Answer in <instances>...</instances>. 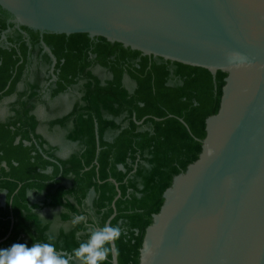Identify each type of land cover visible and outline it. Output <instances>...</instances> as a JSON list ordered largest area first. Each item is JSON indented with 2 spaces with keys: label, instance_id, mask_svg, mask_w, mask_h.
I'll return each instance as SVG.
<instances>
[{
  "label": "trees",
  "instance_id": "16d2710c",
  "mask_svg": "<svg viewBox=\"0 0 264 264\" xmlns=\"http://www.w3.org/2000/svg\"><path fill=\"white\" fill-rule=\"evenodd\" d=\"M9 17L0 7V36ZM23 29L32 33L34 42L38 39L30 28ZM44 38L50 46L55 38L60 42L71 40L67 48L54 49L57 57L65 59L64 64L60 65V60L57 64L64 81H59L55 93L76 82L75 77L84 67L74 66V62L77 58L88 61L89 52L112 71L113 77L105 84L94 77L85 85L84 100L88 105L72 114L76 128L69 135L73 140L82 139L84 150L68 159L54 162L34 144L24 146L21 140L14 145V135L6 137L12 132V125L16 135L30 139L23 126L31 121L33 128L37 122L27 115L26 107L23 114L19 113L21 125L17 124L19 120L7 123L9 127L0 122V151H4L0 160L8 162V170H0V188L8 191L7 203L0 207V240L10 232L0 242V248L13 243L29 247L46 243L51 235L56 251L71 255L79 242L88 238L84 224L73 226L71 219L84 215L89 225H105L114 212V179L121 191L110 223L121 229L115 241L118 261L139 264L146 230L164 203V192L178 174L199 158L207 134L206 120L219 111L228 73L219 70L214 76L205 68L144 55L101 36H96L95 42L87 33H45ZM13 40L9 37V41ZM90 44L95 47L90 49ZM26 53L24 45L21 49L0 47V98L15 90L24 67L19 62ZM172 64L176 65L174 74L179 79L174 86L169 84ZM124 76L136 83L133 90L123 83ZM110 131L115 136L109 141L104 136ZM48 166L53 169L45 173ZM28 189L45 193L44 207L62 208L60 219L70 223V227L52 231L37 212L42 206L29 202ZM91 189L95 196L87 210L85 200ZM104 264H112L111 251Z\"/></svg>",
  "mask_w": 264,
  "mask_h": 264
},
{
  "label": "water",
  "instance_id": "95a60500",
  "mask_svg": "<svg viewBox=\"0 0 264 264\" xmlns=\"http://www.w3.org/2000/svg\"><path fill=\"white\" fill-rule=\"evenodd\" d=\"M0 7L16 26L42 34L87 33L228 73L199 158L164 192L139 264H264V0H0ZM111 181L117 195L106 224L121 196ZM111 254L119 264L115 242Z\"/></svg>",
  "mask_w": 264,
  "mask_h": 264
},
{
  "label": "flooded vegetation",
  "instance_id": "af4514ba",
  "mask_svg": "<svg viewBox=\"0 0 264 264\" xmlns=\"http://www.w3.org/2000/svg\"><path fill=\"white\" fill-rule=\"evenodd\" d=\"M11 18H8V26L1 33L0 47L8 49L17 47L21 49L24 45L27 48V53L25 56L21 55L22 59L19 63H24V67L21 72V77L16 83L15 90L11 94L3 95L0 98V122L8 126L7 123L10 124L11 122L19 120V113L23 114L24 107H26L28 109L27 115L35 118L37 123L33 128L29 125L31 121L23 126L28 131L29 140L22 139L21 134L16 135L15 128L12 125H9L12 128V132L8 133L6 137L8 138L14 135V145L18 144L21 140L24 146L34 144L40 152L54 162H59V159H68L73 153L84 150L83 140H73L69 138V135L76 128L75 116H72V114H76L78 112L77 110L85 109L88 105L84 100L86 93L85 85L88 82H93L94 77H98L102 84H105L108 80L112 79L113 73L109 68L96 61V55L94 53L89 52L88 61L77 60V58L74 62V66L81 67L83 65L84 67L75 77L76 82L55 93L59 88V81H64L61 78L62 70L57 68V64L59 60L60 65L64 64L65 59L63 57H57L54 49L67 48L71 44L69 43L71 40L68 39V42H60V40L55 38L53 44L50 46L45 42V33L42 34L40 31L31 29L38 34V39L34 42L32 33L23 29V26H16L15 23L10 21ZM3 33L7 37L5 40H1ZM9 37L14 38V40L9 41ZM95 37H91V39L96 42ZM43 42L50 48L56 58L55 64L51 53L45 49ZM58 44L60 45L57 47ZM94 47L95 44H90L89 48L93 49ZM175 67L176 65L173 64L170 66L172 74L169 78V84L171 86L179 84V79L174 74ZM126 78H129V76H124V84ZM135 87L136 83L134 82L133 88H128L133 90ZM24 102L25 106L22 105ZM23 120L27 122L24 116ZM60 120L64 121L61 122ZM119 121L121 122L122 120ZM17 124L18 126L21 125L20 120ZM114 136L115 132L110 131L105 133L104 137L110 141ZM31 153L35 154L34 151ZM0 154H4V151L1 150ZM14 163L17 164L16 162ZM3 167L8 170V162L5 159L0 160V170ZM52 169L51 166H48L43 171L50 173ZM7 196L8 191L0 188V207L6 205ZM26 196L30 203L42 206L37 212L44 222L50 224L52 230L51 223L44 219L43 214L47 209H56L61 212L62 208L44 207V192L28 189ZM94 196L95 191L91 189L85 200V207L87 206L88 209L91 208ZM11 226H13V222Z\"/></svg>",
  "mask_w": 264,
  "mask_h": 264
},
{
  "label": "clouds",
  "instance_id": "9594fccd",
  "mask_svg": "<svg viewBox=\"0 0 264 264\" xmlns=\"http://www.w3.org/2000/svg\"><path fill=\"white\" fill-rule=\"evenodd\" d=\"M73 226L81 223L88 229L87 239L79 242L71 255L58 253L54 237L49 235L46 243H35L30 247L25 243H13L10 247L0 248V264H104L111 251L113 243L119 239L121 229L118 225L105 224L94 227L87 223L84 215L71 219Z\"/></svg>",
  "mask_w": 264,
  "mask_h": 264
},
{
  "label": "rangeland",
  "instance_id": "374dc122",
  "mask_svg": "<svg viewBox=\"0 0 264 264\" xmlns=\"http://www.w3.org/2000/svg\"><path fill=\"white\" fill-rule=\"evenodd\" d=\"M125 84L129 88H133V86H134V82L132 80H130L129 78H126ZM58 136H59V134H58ZM85 208L88 209L87 206ZM43 217L45 220H47L51 223L52 231H57L61 227H64V228L70 227V223H64L60 219V211L59 210L47 209V211L44 212ZM75 263L79 264L78 261H75Z\"/></svg>",
  "mask_w": 264,
  "mask_h": 264
}]
</instances>
